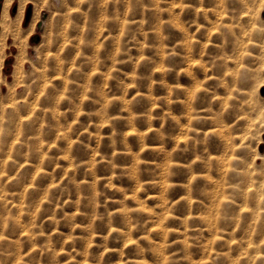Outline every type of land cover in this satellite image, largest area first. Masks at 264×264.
I'll return each mask as SVG.
<instances>
[{"label":"clouds","instance_id":"obj_1","mask_svg":"<svg viewBox=\"0 0 264 264\" xmlns=\"http://www.w3.org/2000/svg\"><path fill=\"white\" fill-rule=\"evenodd\" d=\"M0 264H264V0H0Z\"/></svg>","mask_w":264,"mask_h":264}]
</instances>
